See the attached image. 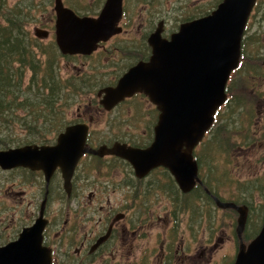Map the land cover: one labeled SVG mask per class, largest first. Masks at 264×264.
<instances>
[{
  "label": "flooded vegetation",
  "instance_id": "1",
  "mask_svg": "<svg viewBox=\"0 0 264 264\" xmlns=\"http://www.w3.org/2000/svg\"><path fill=\"white\" fill-rule=\"evenodd\" d=\"M66 1L62 0L63 5L78 16L93 18L105 3V0H93L88 4L98 10L79 14L70 6L71 2L76 6L79 0H70L69 4ZM146 5L144 0H122L121 32L98 43L90 55H62L57 51L59 61L64 60L73 68L76 66L70 61H80L81 69L74 72L75 76L58 75L62 84L58 88V101L46 112L56 126L51 131L54 133L46 140L20 143L12 148L54 147L58 136L71 128L79 135L85 134L84 151L72 169L69 163L56 165L47 181L41 169L22 166L0 169V248L16 241L23 230L39 221L43 225L41 247L48 255L47 264H235L241 247L246 248L258 235L264 220L263 209L249 205L250 200L244 198L246 191H242L244 196L237 191L242 188L239 184L207 181L211 171L206 172L197 158L203 151V142L192 153L198 172L188 192L182 191L166 168H152L140 177L127 159L112 153L115 147L148 148L154 140L159 111L140 92L106 109L101 103L105 91L114 88L129 69L149 61L148 38L159 25L161 37L169 39L182 23L211 12L186 18L172 31L166 30L161 17L146 25L143 17ZM48 25L54 26L52 18L45 26ZM140 27L144 33L135 38ZM45 32L53 38L52 32ZM255 47L254 40L244 34L242 57L226 84V101L214 114L215 127L206 134L208 138L212 134L226 137L225 129L234 120L239 129L229 139L236 136L245 144L237 150L242 158H247L244 153H250L254 147L264 149V89L260 88L264 77L256 73L248 75L243 67V50L254 53ZM261 59L264 60V55ZM90 74L95 75L96 81L105 78L106 81L94 88L93 97L87 102H69L67 93L72 91L70 94L75 95L76 85H88ZM244 79L253 87L243 91ZM221 112L222 116L234 113L236 119H226L227 124L217 128ZM212 159L210 155L209 162ZM220 186L238 199L234 195L221 196L216 191ZM243 211L246 219L239 235L238 219ZM214 216L226 225H215ZM253 219L256 220L251 223Z\"/></svg>",
  "mask_w": 264,
  "mask_h": 264
},
{
  "label": "water",
  "instance_id": "2",
  "mask_svg": "<svg viewBox=\"0 0 264 264\" xmlns=\"http://www.w3.org/2000/svg\"><path fill=\"white\" fill-rule=\"evenodd\" d=\"M255 2L222 0L209 15L182 23L169 39L161 37L159 25L148 38L149 61L129 69L114 88L105 91L101 103L106 109L140 92L159 111L154 140L148 148L115 147L112 151L127 159L138 176L162 166L183 192L192 189L197 174L192 151L226 100V83L237 68L244 29ZM53 8L55 43L63 55H90L99 42L121 32L118 24L122 0H105L96 18L77 16L62 0H54ZM34 35L46 38L47 32L36 28ZM84 140V133L79 135L69 128L58 136L54 147L32 145L1 150L0 168L41 169L47 181L56 165L69 163L71 169L74 167L84 151ZM245 219L243 211L238 219L239 235ZM42 228L37 221L23 230L16 241L0 248V264H47L48 255L41 247ZM235 264H264V221L255 239L246 248L241 247Z\"/></svg>",
  "mask_w": 264,
  "mask_h": 264
},
{
  "label": "rangeland",
  "instance_id": "3",
  "mask_svg": "<svg viewBox=\"0 0 264 264\" xmlns=\"http://www.w3.org/2000/svg\"><path fill=\"white\" fill-rule=\"evenodd\" d=\"M1 3L6 2V9L11 8L12 6H15L17 4V8H23V11H25V7L29 10H32L30 13V20L31 22L27 26V29L29 31L30 36L34 39V41L39 44L41 47V50L43 52L49 51V45L50 49L54 48L56 51L57 48L55 46V43L52 42L54 40V37L51 38V36L46 38H39L34 35V31L36 28L48 30L53 33V27L45 26L46 23L50 22V19L52 18L55 20V16L52 13L53 4L52 0H34V4L29 0H0ZM70 0L66 1L67 3ZM93 0H79V3H76V6L73 5V3H70V6L75 8V10L79 14H85V13H93L97 11L98 9L94 6H90L88 3H90ZM147 4L146 7L143 10V17L147 20L145 23H150L151 21H157L158 17H161L166 22V30L171 29L172 31L175 30L174 26H176L180 21L186 19V18H194L201 13L208 11L217 0H144ZM219 3V2H218ZM217 3V4H218ZM69 4V3H68ZM215 8V7H214ZM211 8L210 10L214 9ZM209 10V12H210ZM157 24V23H156ZM248 28L246 30L245 36H248V39L259 38L264 44V0H258L257 5L255 8V11L248 23ZM40 29V30H41ZM142 27H140L135 34V38L140 37V32L144 33L142 30ZM176 31V30H175ZM49 34V35H50ZM254 53H250L252 57L250 59H243L245 67L250 68L248 66H252L253 70H256L257 72L264 73V60L260 59L262 55H264V52L261 50L256 51L257 47L253 48ZM256 55L258 56V59L256 58ZM71 65H67L66 62L63 60H60L58 64L55 65V71L59 76L66 77L69 75L75 76L74 72L81 68L80 61L72 60L70 61ZM81 63H84L81 61ZM74 69V70H73ZM90 71V70H88ZM68 74V75H67ZM91 82L86 86H78L76 85L75 95H71L70 92L67 93V100L69 102L74 103H85L87 100H90L91 97H93V91L94 88L104 81H106V78L103 81H96L95 75L90 74ZM105 77V76H104ZM242 83V82H241ZM247 82H245V79L243 80L242 87L243 91L245 88H248L249 86L253 87V84L246 85ZM261 89H264V80H262ZM78 86V87H77ZM70 97V99H69ZM80 103V104H81ZM223 112V111H222ZM220 113V115L222 114ZM22 115V114H20ZM20 115L16 114L15 120L20 119ZM226 119H236V114L229 113L225 115H221L219 122L217 124V128H220L223 126V124H227L224 122ZM222 120V121H221ZM221 121V122H220ZM21 126L18 124L10 131V135L13 136L14 140H20V139H26L30 138L29 140H36L38 139V134L28 136L26 133H24L23 130L19 129ZM238 123H234V120L231 121V124L227 125L225 129V136H214L213 134L210 137L206 138L204 146L207 147L205 149L204 146L201 147L203 150L202 152L198 153L197 158L199 159V165L204 168V170L211 171V176H208V182H226V183H237L242 188L238 189L237 191L239 193H242L243 189L246 191V194L244 198L246 200H250L249 205L253 208L255 207L258 210H262L264 212V149H259L258 147H254L250 153H244V155L247 156V158H242L237 150L245 145L244 143H240L236 136L235 138H231L233 140L229 139V135L233 134L235 135V132L238 131ZM54 133V132H53ZM53 133H49L47 136H51ZM3 135V133H2ZM6 135V134H5ZM210 144L208 145V143ZM224 144V145H223ZM246 145H250V143H247ZM211 154H210V153ZM212 155L213 159L212 162H209V156ZM239 156V157H238ZM223 178L225 180H223ZM216 191L223 197H229L230 195H234L231 191H227L226 187L220 186L216 189ZM258 192V193H257ZM235 196V195H234ZM235 199H238L235 196ZM216 215V214H215ZM256 219H253L251 223H253ZM214 224L215 225H226L224 224L223 220L221 218H216L214 216ZM252 226V225H251ZM257 226H254L256 228Z\"/></svg>",
  "mask_w": 264,
  "mask_h": 264
},
{
  "label": "trees",
  "instance_id": "4",
  "mask_svg": "<svg viewBox=\"0 0 264 264\" xmlns=\"http://www.w3.org/2000/svg\"><path fill=\"white\" fill-rule=\"evenodd\" d=\"M30 1L34 4V0ZM218 2L220 0L211 8ZM5 7L6 2L0 1V150L35 142L30 138L13 139L10 130L18 124L28 136L38 134L36 140H46L56 128L46 112L58 101V88L62 86L54 69L60 57L57 51L49 45V51L43 52L27 29L32 10L25 7L23 11L17 4L9 9ZM210 9L198 16L206 15ZM254 43L257 51L263 49L259 38H255ZM252 55L243 50V59H250ZM247 69L248 75L256 73L264 77V73ZM16 114H22L18 124Z\"/></svg>",
  "mask_w": 264,
  "mask_h": 264
}]
</instances>
